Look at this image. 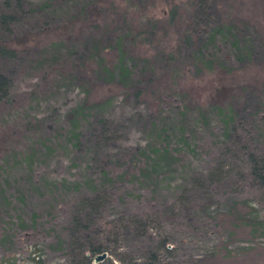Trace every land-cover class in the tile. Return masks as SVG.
<instances>
[{
	"label": "rangeland",
	"instance_id": "1",
	"mask_svg": "<svg viewBox=\"0 0 264 264\" xmlns=\"http://www.w3.org/2000/svg\"><path fill=\"white\" fill-rule=\"evenodd\" d=\"M23 4L12 32L0 30L1 46L13 51L0 54V70L10 75L9 98L0 106V264L27 261L33 247L34 264H76L71 205L99 184L105 159L127 172L111 188L115 201L105 220L149 213L153 239H173L172 253L158 264H264V192L238 177L246 159L216 121L219 107H233L246 121L244 133L264 151L253 120L264 112V0ZM101 36L110 46L103 59L82 50ZM73 45L80 53H72ZM122 53L135 78L130 89L101 73L100 63L112 67ZM87 88L89 101L106 102L109 138L95 146L99 130L90 126L73 148L64 138L66 113ZM175 99L191 115L188 144L153 191L136 166L124 165L125 156L148 140L147 117ZM198 110L210 118L204 127ZM89 234L102 235L115 250L108 253L113 264H122L120 254L146 262L148 243L130 230L96 226Z\"/></svg>",
	"mask_w": 264,
	"mask_h": 264
},
{
	"label": "trees",
	"instance_id": "2",
	"mask_svg": "<svg viewBox=\"0 0 264 264\" xmlns=\"http://www.w3.org/2000/svg\"><path fill=\"white\" fill-rule=\"evenodd\" d=\"M24 1L1 0L0 30L7 34L12 32L13 26L21 20L20 13L24 14L26 12L23 4ZM102 37L99 40H93L89 47L87 44H84L82 50H88L87 52H91L93 56L103 59L102 52L110 48V46L102 45L105 42ZM120 41L121 38L116 37L114 42ZM54 45L56 46L57 44ZM73 47V54L80 53L78 45H73ZM12 52L10 48L1 46L0 44V54L9 55ZM124 56L125 54L122 53L118 62L112 67L100 63L101 73L108 75L109 80H116L127 89H130V83L135 78L132 77L129 64L124 63ZM9 87V73L0 70V106L9 98ZM88 95L89 89L87 88L83 98L66 113V117L68 118L65 120L66 131L64 138H67V144L73 148L82 144L81 139L83 136L85 137L84 134H86L85 132L90 126L95 127L97 125L96 128L99 130L95 138V146L102 145L109 138L110 123L103 113L106 102L104 100L91 102L88 100ZM141 95L142 91L137 89L135 96L140 97ZM174 102V104H170L164 101L162 108L155 117H147L148 133H150L147 138L148 140L144 144L129 147V152L125 156L127 161L124 162V165L131 163L136 166L137 176L145 182L152 184L154 187L153 191L156 190L162 180H165L166 176L173 172L183 146L188 144V127L191 115H189L186 104L177 103V99ZM196 114L200 127H204V125L210 123V118L203 110H198ZM254 115H251V117L253 116V120L261 125L260 133L264 134V112L260 114L254 113ZM216 121L220 125L222 133L224 135L227 134L228 138L234 139L233 145L236 149L241 150L242 155L246 159L247 170L238 173V177L245 180L252 188L264 192V151L260 150L251 141L249 135L244 133L246 121L239 118L233 107H219ZM249 124L252 125L251 120ZM192 141L193 148L198 147L196 135ZM224 149L230 150L226 147ZM104 162L105 166H101L102 168L100 169L99 175L101 181L99 180V184L92 188L91 192H89L90 194L78 196L76 201L71 205L69 238L72 250L77 253L78 259L76 260V264H90L89 257L91 258L102 252L109 254L115 252L103 240L102 235L95 234L92 236L89 234L96 226L103 230L117 227L118 229H127L138 234L148 243L146 260L157 263L162 254L168 255L172 253L169 244H171L173 239L169 235H164L157 240L153 239L148 231L149 213H131L115 220H105L104 211L115 201V195L111 188L116 181L121 182L122 177L127 172L124 168L121 169L112 165L110 159H105ZM128 167L126 166L125 168ZM113 176L115 179H113ZM64 182H62V189L68 187L65 186ZM98 233H100V230H98ZM118 258L122 264H139L135 259L126 254H120ZM98 264H113V262L110 258H106Z\"/></svg>",
	"mask_w": 264,
	"mask_h": 264
},
{
	"label": "built area",
	"instance_id": "3",
	"mask_svg": "<svg viewBox=\"0 0 264 264\" xmlns=\"http://www.w3.org/2000/svg\"><path fill=\"white\" fill-rule=\"evenodd\" d=\"M31 250L33 252H30L29 253V256H28V259H26L27 261H24V262H20L21 264H34L35 261L38 260L39 256H37V250H34V247L31 248ZM18 261L16 264H20Z\"/></svg>",
	"mask_w": 264,
	"mask_h": 264
},
{
	"label": "water",
	"instance_id": "4",
	"mask_svg": "<svg viewBox=\"0 0 264 264\" xmlns=\"http://www.w3.org/2000/svg\"><path fill=\"white\" fill-rule=\"evenodd\" d=\"M106 258H110L107 252H102L100 254H96L93 257H91V262L93 264H98L105 260Z\"/></svg>",
	"mask_w": 264,
	"mask_h": 264
},
{
	"label": "flooded vegetation",
	"instance_id": "5",
	"mask_svg": "<svg viewBox=\"0 0 264 264\" xmlns=\"http://www.w3.org/2000/svg\"><path fill=\"white\" fill-rule=\"evenodd\" d=\"M89 260H90V264H93V263L91 262V258H90V257H89ZM144 264H158V263L153 262V261H150V260H146V262H145Z\"/></svg>",
	"mask_w": 264,
	"mask_h": 264
}]
</instances>
